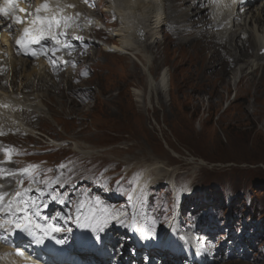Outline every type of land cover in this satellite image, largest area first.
<instances>
[{
  "label": "rangeland",
  "instance_id": "rangeland-1",
  "mask_svg": "<svg viewBox=\"0 0 264 264\" xmlns=\"http://www.w3.org/2000/svg\"><path fill=\"white\" fill-rule=\"evenodd\" d=\"M100 1L86 5H96L90 22L97 23L104 35H88L95 46L91 44L87 56L77 48L69 50L76 60L59 66L58 87L35 96L40 109L30 114L32 132H1L0 187L7 188L0 193L2 201H13L17 192L21 199L31 194L36 208L58 217L67 232L78 221L91 234L110 224L105 234L116 246L129 240L124 247L129 264H137L128 252L133 247L146 252L139 258L147 263H154L157 256L159 264H187L178 258L188 250L178 240L181 236L193 239L207 253L209 260L202 259L203 264H264V83L257 101L252 95L236 100L235 78L241 92L253 88L246 79L239 81V61L225 69L232 81L227 77L221 82L215 76L209 86L223 94L221 98L206 92L190 100V88L183 87L189 73L182 61L184 48L203 44L205 38L195 37L181 49L172 42L186 38L176 31L178 20L184 19L182 8L169 0L172 14L158 34L159 42H169L163 52L159 46L161 53L153 48L144 58L102 49L113 43L107 38L116 26L114 17L100 15L104 6ZM54 56L47 59L54 61ZM147 70L154 78L167 71L163 101L155 94L151 104L145 103ZM263 72L259 69L254 75ZM66 77L77 90L58 81ZM18 82L12 87L18 88ZM252 110L257 114L249 113ZM14 111L27 123L23 107ZM222 115L224 121H219ZM142 180L145 186L139 191ZM132 195L133 216L142 226L135 221L138 238L148 235L149 242L157 240L171 224L165 239L169 246L137 247L127 235L124 224L134 205L126 207Z\"/></svg>",
  "mask_w": 264,
  "mask_h": 264
},
{
  "label": "bare ground",
  "instance_id": "bare-ground-1",
  "mask_svg": "<svg viewBox=\"0 0 264 264\" xmlns=\"http://www.w3.org/2000/svg\"><path fill=\"white\" fill-rule=\"evenodd\" d=\"M45 1L48 2V9L42 11L39 16L47 19H54V21H52L51 29L47 28V23H44V19L40 24L36 25L35 29H40L43 25L45 28L43 33L44 37L52 35L60 42L61 50L59 53L55 54L54 62H46L43 59L29 60L18 56L13 48L10 47L11 40L9 41L7 38V35L10 33L14 36L17 33V29H12L9 33H4V37L0 39V138L1 132L8 130H10L8 132L19 131L24 134L32 132L28 120L30 117L32 118L34 114H30L32 111L37 112L40 109V105L34 100L36 99L35 96H40V91L50 90L51 88L55 89V86L58 87V83L56 82L57 77L55 75L57 71H59V66H55L57 64L56 61L61 62L66 60L69 64V62L76 60L74 56L75 52L74 55L69 54V50H73L74 48L80 51V55L87 56L91 44L95 46L93 39L89 38L88 35L90 33L102 34L97 23L90 22L92 20L91 16H94L97 8L96 5L93 7V4L87 6L86 4L89 3V0L83 2L81 0H27V2H31L33 6H37ZM168 2L169 0H103L104 6L100 9V15L104 18L114 17L116 27L113 28L110 34L111 36L107 38V40L110 39L113 43L108 45L104 44L102 49L114 53L131 52L132 54H137L144 58L147 57L146 55H149V52H152L153 48L157 49L155 50L156 52H158V50L160 52L159 46L162 47L161 52H163L169 39L164 40L165 42H159L158 34L164 29V26L167 24L166 20H168L169 16L172 14ZM172 2H175L177 7H181L183 10L181 11V16L184 19L178 20L176 31L177 34H184L186 37L184 40L178 38L173 39L172 42L181 49L183 48V44L191 41L195 37L198 38L202 36L205 38L203 44L196 42L192 43L190 47L184 48L185 56H183L184 58L182 61L183 64L188 67L189 73L183 81V87L190 88V94H188L189 99H199L200 94L206 92L212 97L221 98L223 94L219 93L216 88L209 90L211 82L215 76H217L221 82H226L227 77L232 81V78L227 74V70L225 69H227V66L230 67L231 64L242 61L240 62L242 65H240L238 71L240 75L239 81L241 79H246L253 88L247 89L246 92H241V88L238 87V82L234 77L235 80L232 84L234 85L235 99L243 100L246 96L252 95L254 100L257 101L258 98L263 95V91L259 87L264 83V72L257 77L254 75L257 70L264 69V64L261 63L262 60H264V0H172ZM187 3L188 5H186ZM257 4H259V6L253 9V6ZM30 8L31 5L25 7L27 12H29ZM110 24L112 23L110 22ZM199 26L202 28L197 32V27ZM234 28H237V30ZM210 30L217 31L212 32ZM244 35H246L245 39L243 38ZM212 39L215 41L213 42ZM233 40L235 44L232 43ZM249 56H253L254 59L249 61L247 59ZM71 57H74L73 60H71ZM198 63H200V67L197 69ZM132 72L133 75L136 74V71ZM150 72L151 71L147 70L146 74L148 82V90L145 94L146 104H151L152 99H155V94L157 98L159 97L162 101L164 96L167 98L169 86L166 70L161 71L156 78H154ZM17 80L19 81L18 88H13L12 85L15 84ZM64 80L70 90H77L67 77L65 79H59L58 81L64 85ZM6 82H9L10 87L6 86ZM43 87L45 88L43 89ZM134 91L136 92V90ZM43 94L45 95L46 91H44ZM19 107H23V111H25L24 120H26L27 123L21 120L19 117L20 113L14 114V108ZM244 110L242 109L241 111L245 115H248V110L246 109V112ZM249 113L257 114V111L252 110ZM223 115L220 117L219 121H224ZM255 121L256 120H254V123ZM4 159H6V157H4ZM156 172L160 174L161 169H158ZM0 182L2 181L0 180ZM15 182H17V180H15ZM144 186L145 181L142 180L139 191L144 188ZM170 187L174 188L172 182H170ZM6 190L7 188L0 189V193H4ZM135 192H137V190ZM136 195L131 196L126 207L129 209L134 205L129 211L131 216L136 210L134 202ZM17 199L19 198H15L11 202V205L15 202L17 204L25 203L28 207L32 208L33 196L31 194H28L24 201L21 200L17 202ZM3 203H5V205L0 208V215L9 213V200ZM43 210L44 209L37 212V215L45 214ZM134 219L138 226L142 227L141 224L138 223V220L136 218ZM109 225H106L105 228L103 227L101 231L109 230ZM167 227L168 230L164 229L165 231L162 230L160 233L161 236H164L163 239H167L171 233V224L167 225ZM166 233L167 237H165ZM108 235L105 233L101 235L105 240V244L107 245L108 243L112 248V252H114L117 257L125 256L127 251L124 247L129 240L125 238L116 246V243L113 242L114 239L109 238ZM156 237L159 238V235ZM183 237L184 236H181L178 240L180 242L185 240L186 238L184 237L183 239ZM149 238L150 236L148 235L147 237H143L142 239L144 242L138 239L139 245L143 243L149 244ZM104 240L101 242L103 243ZM186 242L188 245L192 246L191 248L196 250L195 252L203 253L202 256L205 261L209 260L207 253L203 249L196 247L195 245L197 244L193 239H189ZM128 252L136 258L137 264H159V257L157 256H154L155 259L152 260L154 263L150 261L147 263L139 258V256L146 252L136 247H133L131 252L128 250ZM190 255L192 257L193 253ZM182 259H185V257L182 256ZM18 260L19 259H14V257L6 251L5 247L0 246V264H20ZM205 261L202 260V263L199 264H203Z\"/></svg>",
  "mask_w": 264,
  "mask_h": 264
},
{
  "label": "snow or ice",
  "instance_id": "snow-or-ice-1",
  "mask_svg": "<svg viewBox=\"0 0 264 264\" xmlns=\"http://www.w3.org/2000/svg\"><path fill=\"white\" fill-rule=\"evenodd\" d=\"M48 4L44 3L36 8V12L40 13L42 9H47ZM17 11L16 5L12 2V0H4L3 4L0 5V16L3 18H8L14 20V23L20 24L23 23L21 18L19 16L15 15V12ZM19 11H24V9H19ZM44 18L37 15L35 20L31 23L35 24L37 21H43ZM58 23V21H57ZM52 21L49 19L47 23V28L51 29ZM9 30L11 29L12 25L9 24ZM45 31V28L43 25L40 29H32L25 27L23 29V35L15 41L17 45H21L26 47L28 44L34 43L37 41L40 35H43ZM55 39V36L52 37ZM33 55L36 53L33 52ZM16 197L20 196V193L17 192ZM4 199L3 195H0V201ZM12 205L9 204V211H11ZM17 212L25 211L24 208L20 207L19 205L16 207ZM5 224L9 226H13L15 229H19L21 232L27 233V235L32 236L34 239V242L37 244H42L44 242V236L49 235L52 232H58L61 230V228L55 224H47L46 226H40L38 224L34 225L31 217L28 214H25L23 217H17L12 220H5L2 223H0V228H4ZM37 229H39L41 234L37 233ZM62 242V241H59ZM18 255H23V252H21L19 249L17 250Z\"/></svg>",
  "mask_w": 264,
  "mask_h": 264
}]
</instances>
